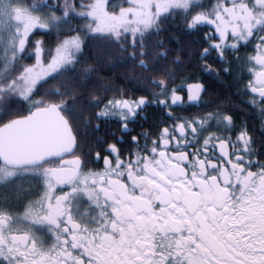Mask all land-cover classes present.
<instances>
[{"label":"snow or ice","instance_id":"6c2138e0","mask_svg":"<svg viewBox=\"0 0 264 264\" xmlns=\"http://www.w3.org/2000/svg\"><path fill=\"white\" fill-rule=\"evenodd\" d=\"M0 264H264V0H0Z\"/></svg>","mask_w":264,"mask_h":264},{"label":"flooded vegetation","instance_id":"af4514ba","mask_svg":"<svg viewBox=\"0 0 264 264\" xmlns=\"http://www.w3.org/2000/svg\"><path fill=\"white\" fill-rule=\"evenodd\" d=\"M169 68L171 69L172 66L169 65ZM128 71L126 69H117L115 72L111 71V70H106V74L108 76H112L114 77L115 81L118 84H124L125 78L129 77L130 74H126ZM124 74V75H123ZM125 74L127 76H125ZM119 75H123L119 76ZM183 76H189V77H197L200 76L201 79H204V77L200 74L199 68L196 65V62H192L190 65H186L185 69L182 72ZM247 74L245 73V76ZM180 82V77H177L176 79V83L178 84ZM247 81L245 80V83ZM128 88L132 89L136 87L135 82L130 83L127 85ZM140 87H143V85H140ZM212 87L217 91L216 93V97H213V100H215L216 98H219L220 100H222L225 104V106H227L231 111H233L237 116H244L245 112L243 110V104L246 102V97H241L239 95L236 94L237 89H236V85L233 82L232 78H229L226 81H222L220 83H216V82H212ZM182 95L185 96L186 98V92L182 93ZM205 99H208V97H205ZM196 110L193 109L189 112H178L177 114L180 116H190L192 115ZM149 117V120L147 123H145V128H148L152 123H153V116L154 115H159V113H154L152 109H149L148 112L146 113ZM110 132H115L116 128L113 125L110 129ZM136 132L141 131L140 128H136L135 129Z\"/></svg>","mask_w":264,"mask_h":264},{"label":"trees","instance_id":"16d2710c","mask_svg":"<svg viewBox=\"0 0 264 264\" xmlns=\"http://www.w3.org/2000/svg\"><path fill=\"white\" fill-rule=\"evenodd\" d=\"M177 24H179V21H177ZM175 27V26H174ZM37 39H45V40H47L50 44H52L53 46H54V43H55V33H53L52 34V36L51 37H47V36H37L36 37ZM127 75L129 74V72H127L126 73ZM125 74V76H127ZM124 75V74H123ZM123 75H119V76H122L123 77Z\"/></svg>","mask_w":264,"mask_h":264}]
</instances>
